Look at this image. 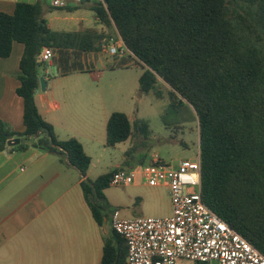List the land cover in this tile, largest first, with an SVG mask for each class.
Masks as SVG:
<instances>
[{
	"label": "trees",
	"instance_id": "1",
	"mask_svg": "<svg viewBox=\"0 0 264 264\" xmlns=\"http://www.w3.org/2000/svg\"><path fill=\"white\" fill-rule=\"evenodd\" d=\"M92 10L103 28L72 32L49 27L42 0L19 2L13 14L0 12V59L10 57L15 42L25 45L17 89L24 101V130L0 120V152L33 146L87 175L91 156L78 139L58 138L35 96L46 50L101 52L99 41L111 38L106 29L115 27L144 64L141 93L163 98L162 80L170 87L171 107L186 103L194 110L204 202L264 254V0H97ZM135 126L150 134L146 122ZM106 131V145L115 147L132 137L133 124L127 114L114 111ZM112 175L82 183L100 226L109 215L104 191ZM115 234L118 240L105 243L101 264L127 260L126 241Z\"/></svg>",
	"mask_w": 264,
	"mask_h": 264
},
{
	"label": "crops",
	"instance_id": "2",
	"mask_svg": "<svg viewBox=\"0 0 264 264\" xmlns=\"http://www.w3.org/2000/svg\"><path fill=\"white\" fill-rule=\"evenodd\" d=\"M37 1L0 0V12L13 14L17 3ZM42 2L49 8L45 18L54 31L103 28L97 25V19L96 26L86 27L83 17L78 15L82 7L92 9L97 0H83L79 6L72 2L66 9H56L66 11L69 16L54 14L56 10L52 9L51 0ZM62 21L67 25L56 28ZM107 39L108 36L101 44V52L54 51V59L45 62V68L40 70L46 89L40 85L35 96L41 115L53 125L58 138L78 139L89 156L92 155L87 143L96 138L86 133V129L93 127L100 118L107 130L112 113H107L104 108L100 110L101 107L80 108L72 99L80 84L79 75L90 71L88 64L103 65L99 55L108 52ZM24 51L25 45L15 42L10 57L0 59V120L18 132L24 130V101L17 94ZM57 63L61 67V77L53 79L50 70ZM115 63L121 61L117 59ZM57 83L63 86V99L57 97ZM106 139L107 131L105 142ZM4 153H8L7 161L16 163L20 172L15 176L11 172L5 174L0 185V264H101L105 243L118 240L111 226L112 212L118 209L124 218H134L146 205L147 197L140 188L146 185L142 183L127 187L123 198L106 194V200L114 210L104 217L100 226L82 189L83 181L91 179L89 171L83 177L76 167L61 162L58 155L33 146L25 151L8 149L0 152Z\"/></svg>",
	"mask_w": 264,
	"mask_h": 264
},
{
	"label": "rangeland",
	"instance_id": "3",
	"mask_svg": "<svg viewBox=\"0 0 264 264\" xmlns=\"http://www.w3.org/2000/svg\"><path fill=\"white\" fill-rule=\"evenodd\" d=\"M54 14L69 16L66 11L56 10ZM83 17L86 27L96 26L95 12L82 7L78 13ZM67 25L64 21L56 25L63 28ZM110 37L120 38L115 27L106 29ZM103 39L99 43L103 44ZM103 65L88 64L90 71L79 75V86L74 94V105L80 108H102L107 113L120 111L130 118L133 124L132 137L115 147H108L105 142L106 130L104 122L99 118L93 127H88L86 133L94 136V142L87 143L93 163L89 168L91 179H96L102 174L114 171L119 167L139 168L148 164L154 155H158L166 163L178 167L185 159H196L200 149L199 123L194 110L186 103L170 106L168 96L169 85L160 81L163 98H158L154 93L143 94L140 91L139 78L144 71V64L135 59L133 55L113 56L106 51L99 55ZM119 59L121 63H115ZM120 64V65H119ZM60 65L51 67L53 79L61 77ZM75 78V77H74ZM56 92L58 99H63V86L57 83ZM146 122L150 134L146 136L135 126V122ZM8 153L0 154V185L5 174L11 172L12 176L20 172L16 163L7 161ZM139 183L141 179H138ZM143 184V183H142ZM145 193L146 205L137 216L133 217H165L171 213V198L166 187H140ZM127 187H112L104 191L109 196L123 198L126 196ZM118 198V199H120ZM109 204V203H108ZM141 203H139V206ZM109 212L114 206L109 204ZM180 264H195L190 260H181Z\"/></svg>",
	"mask_w": 264,
	"mask_h": 264
},
{
	"label": "built area",
	"instance_id": "4",
	"mask_svg": "<svg viewBox=\"0 0 264 264\" xmlns=\"http://www.w3.org/2000/svg\"><path fill=\"white\" fill-rule=\"evenodd\" d=\"M83 0H51L55 9H66ZM113 56L133 55L120 37L106 40ZM46 50L44 62L54 59ZM134 56V55H133ZM140 183L169 189L172 213L166 217L124 218L116 209L111 226L127 244L124 264H264V254L206 205L202 195V164L199 149L196 159L182 160L178 167L154 155L139 168L118 167L110 185L129 187Z\"/></svg>",
	"mask_w": 264,
	"mask_h": 264
},
{
	"label": "water",
	"instance_id": "5",
	"mask_svg": "<svg viewBox=\"0 0 264 264\" xmlns=\"http://www.w3.org/2000/svg\"><path fill=\"white\" fill-rule=\"evenodd\" d=\"M135 59H136V60H138L136 57H135ZM40 84H41V87H42V89H43V90H45V89H46V86H47V84H46V82H45V79H44L43 77H41V78H40ZM16 142H17V143H19V142H20V140H19V139H17V140H16Z\"/></svg>",
	"mask_w": 264,
	"mask_h": 264
}]
</instances>
